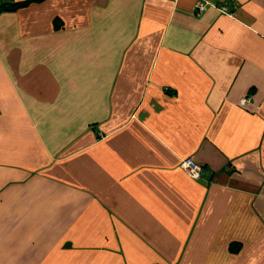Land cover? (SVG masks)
Here are the masks:
<instances>
[{"label": "crops", "instance_id": "crops-1", "mask_svg": "<svg viewBox=\"0 0 264 264\" xmlns=\"http://www.w3.org/2000/svg\"><path fill=\"white\" fill-rule=\"evenodd\" d=\"M197 1L0 12V264H264V0Z\"/></svg>", "mask_w": 264, "mask_h": 264}, {"label": "built area", "instance_id": "built-area-1", "mask_svg": "<svg viewBox=\"0 0 264 264\" xmlns=\"http://www.w3.org/2000/svg\"><path fill=\"white\" fill-rule=\"evenodd\" d=\"M208 3L206 1L198 0L194 5V14L196 16L202 15ZM248 102V98H242L239 102L240 105H244ZM182 170L191 178L198 179L202 178L207 174L206 168L194 161L191 157H183L179 162Z\"/></svg>", "mask_w": 264, "mask_h": 264}, {"label": "trees", "instance_id": "trees-1", "mask_svg": "<svg viewBox=\"0 0 264 264\" xmlns=\"http://www.w3.org/2000/svg\"><path fill=\"white\" fill-rule=\"evenodd\" d=\"M34 1H40V0H25V1L15 2V3L0 4V12L4 10H13V9L27 5L28 3H31ZM237 247H238L237 244L232 245L233 250H235Z\"/></svg>", "mask_w": 264, "mask_h": 264}]
</instances>
